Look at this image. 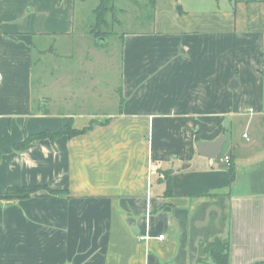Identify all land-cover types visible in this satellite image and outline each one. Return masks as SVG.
Wrapping results in <instances>:
<instances>
[{"label": "crops", "instance_id": "crops-1", "mask_svg": "<svg viewBox=\"0 0 264 264\" xmlns=\"http://www.w3.org/2000/svg\"><path fill=\"white\" fill-rule=\"evenodd\" d=\"M83 1L0 0V186H40L0 198V264H189L196 236L264 262V0H199L185 20L176 0L161 17L130 1L104 41ZM69 122L87 129L12 148Z\"/></svg>", "mask_w": 264, "mask_h": 264}, {"label": "trees", "instance_id": "trees-1", "mask_svg": "<svg viewBox=\"0 0 264 264\" xmlns=\"http://www.w3.org/2000/svg\"><path fill=\"white\" fill-rule=\"evenodd\" d=\"M135 3L134 0H129ZM233 3L235 0H231ZM117 0H96V4L92 9V22L88 26V33L95 39L99 37H106L114 33L115 26L120 24V14L124 13L121 7L116 5ZM150 3L154 5V0H150ZM87 127L83 129H74L71 123H66L61 126L57 132L41 131L39 133L28 136L25 140L13 145V149H19L24 146L29 140L35 138L48 137L51 140L59 135L65 134L72 136L78 133H83ZM10 148V149H12ZM9 149V150H10ZM3 151H0L2 153ZM230 160V157H229ZM230 174L233 175L232 161L229 163ZM162 181L164 182L163 195H172V183H171V170L166 169L161 171ZM40 188V186H8L3 188L0 186V198L1 199H17L26 196V194L33 192ZM211 258L209 263L206 258ZM197 264H229V247L228 244L222 242L219 238L215 237L203 245L200 250V255L197 259ZM252 264H264V262H255Z\"/></svg>", "mask_w": 264, "mask_h": 264}, {"label": "rangeland", "instance_id": "rangeland-1", "mask_svg": "<svg viewBox=\"0 0 264 264\" xmlns=\"http://www.w3.org/2000/svg\"><path fill=\"white\" fill-rule=\"evenodd\" d=\"M91 1L95 3V0H91ZM83 2H86L87 5L90 4V3H88V2H90V0H86V1H83ZM146 3H147V8L149 9L148 10V14L150 15L151 14V4H149L150 1L149 2H146ZM196 4H199V0H176V3L173 5V9H174V12L175 13L179 14L183 18L182 20H185L186 18H190V15H188V17H184L183 14L195 12V5ZM116 5L118 7H121L122 9L126 7L125 8L126 9L125 13H122L119 16L122 24L117 27L118 30L119 29H122V28L125 30V28L128 25V19L130 20V18H132V20H133V18L135 17V14L131 10L130 1H128V0H117ZM177 7H181L184 12L183 11H182V13L181 12H178ZM82 12H84V15L86 14V16H87V14L90 11H87L86 9H83ZM156 12L159 15V17H161V15H163V14L164 15H167V13H169V6H166L165 5L164 0H160L159 1V6H158V8L156 7ZM185 12H187V13H185ZM146 13H147V11L144 12V14H146ZM89 15H90V13H89ZM130 15H131V17H130ZM181 17H179V18H181ZM89 19H90V16H89ZM151 19H152V16H151V18L149 16H146L144 19H142L143 21L141 22V24H138V23H135L134 21H132V25L133 26H140V27H142L144 25H148L149 24V21Z\"/></svg>", "mask_w": 264, "mask_h": 264}, {"label": "water", "instance_id": "water-1", "mask_svg": "<svg viewBox=\"0 0 264 264\" xmlns=\"http://www.w3.org/2000/svg\"><path fill=\"white\" fill-rule=\"evenodd\" d=\"M98 40L104 41L105 39L99 38ZM237 86V80L233 79L231 83L229 84V87L234 88ZM223 136L217 137L215 140L210 142L205 141H198L197 146L199 149V153L203 156H208L211 158L216 157L220 150L221 142H222ZM203 237L196 236L191 240V251H190V261L189 264H197V259L200 255V240H202Z\"/></svg>", "mask_w": 264, "mask_h": 264}, {"label": "built area", "instance_id": "built-area-1", "mask_svg": "<svg viewBox=\"0 0 264 264\" xmlns=\"http://www.w3.org/2000/svg\"><path fill=\"white\" fill-rule=\"evenodd\" d=\"M0 79H1V75H0ZM246 136V135H244ZM221 161L225 162L226 164H229L230 163V160H229V157L228 156H223L222 158H220ZM148 236H144V238H147ZM163 235H159L158 238L159 239H163Z\"/></svg>", "mask_w": 264, "mask_h": 264}]
</instances>
